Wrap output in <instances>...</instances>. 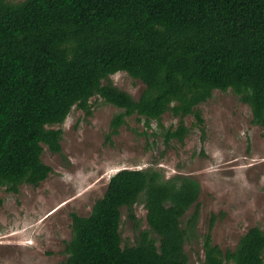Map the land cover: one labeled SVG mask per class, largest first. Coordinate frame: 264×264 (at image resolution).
Wrapping results in <instances>:
<instances>
[{
	"label": "trees",
	"instance_id": "trees-1",
	"mask_svg": "<svg viewBox=\"0 0 264 264\" xmlns=\"http://www.w3.org/2000/svg\"><path fill=\"white\" fill-rule=\"evenodd\" d=\"M118 72L143 83L138 98L114 83ZM215 90L233 91L264 127V0H0V189L46 180L44 145L61 153L62 125L74 107L91 115L92 98L122 110L109 138L136 115L169 144L189 134L188 116L204 130L200 105ZM166 113L176 125H164ZM200 192L192 176L117 171L89 215L71 213L64 264H190ZM142 198L148 229L123 246L122 209L137 227ZM211 229L198 264H264L261 227L226 251Z\"/></svg>",
	"mask_w": 264,
	"mask_h": 264
},
{
	"label": "rangeland",
	"instance_id": "rangeland-1",
	"mask_svg": "<svg viewBox=\"0 0 264 264\" xmlns=\"http://www.w3.org/2000/svg\"><path fill=\"white\" fill-rule=\"evenodd\" d=\"M112 79L135 98L144 88L126 72ZM91 102V115L74 107L62 125L61 153L44 145L42 161L52 168L46 180L24 184L18 193L0 189V264H64L71 213L89 215L110 177L126 168H156L166 178L182 174L200 182L198 236L185 244L190 264L204 259L203 236L210 226L213 243L223 251L234 249L251 227L264 229V127L252 123L250 107L233 91L215 90L200 105L204 130L188 116L189 134L169 144L155 122L145 130L136 115L109 138L111 120L122 110L101 98ZM177 122L170 113L163 117L166 127ZM133 211L137 227L122 209L123 246L135 244L138 228L148 229L143 198Z\"/></svg>",
	"mask_w": 264,
	"mask_h": 264
}]
</instances>
